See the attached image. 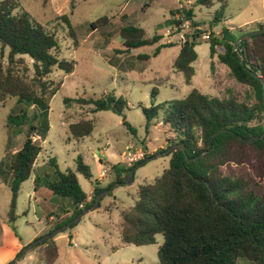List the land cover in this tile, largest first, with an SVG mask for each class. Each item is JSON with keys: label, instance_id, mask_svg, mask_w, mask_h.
<instances>
[{"label": "trees", "instance_id": "16d2710c", "mask_svg": "<svg viewBox=\"0 0 264 264\" xmlns=\"http://www.w3.org/2000/svg\"><path fill=\"white\" fill-rule=\"evenodd\" d=\"M215 4L218 8L208 23L210 58L216 55L238 84L251 89L255 103L219 99L192 89L182 99L142 109L146 131L159 121L173 137L167 148L179 144L185 148L184 153L169 154L168 168L151 183L139 185L133 205L120 212V241L124 245L146 246L154 243L156 235L162 236L156 252L157 264H237L239 259L264 264V33L247 36L240 43L237 40L245 33L242 31L236 36L223 30L221 39L215 38L211 28L223 20L225 0H196L178 10L181 20L174 23L189 20L194 26L191 28H196L193 8H211ZM59 19L73 37L69 18L63 15ZM108 21L106 16L101 17L90 28L96 30ZM254 25L257 27L247 32L264 30V25ZM190 31L172 66L183 75L186 84L193 77L192 64L197 59L194 47L198 36L191 38ZM118 36L122 53L127 54L161 40L158 35L148 38L143 29L130 25L122 26ZM171 46L159 45L153 55ZM217 46L223 49L221 54L217 53ZM0 48V104L14 98L17 106V112L7 116L5 128L8 133L24 134L21 148L9 154L5 170H1L0 163V184L4 179L11 195L6 221L14 223L20 186L31 176L41 151L33 137L43 140L47 133L48 102L62 84L54 82L51 75L54 70L71 74L74 62L59 57L55 34L37 24L18 0H0ZM137 58L146 60L148 56ZM71 103L88 106L91 113L112 111L121 115L127 108L123 99L111 95L63 100L66 107ZM123 125L135 134L126 122ZM67 130L71 139L78 141L90 136L93 125L90 120H81L69 124ZM216 132L219 133L211 139ZM141 145L144 158L131 166L103 163L112 178L102 187L92 181L89 167L81 157L76 158L74 170L65 172L58 171L50 159L55 175L46 188L54 196L69 199L71 209L59 207L53 211L52 226L44 235L91 208L97 195L113 184L123 185L136 165L155 155L148 153L144 141ZM186 158L197 159L186 163ZM77 175L93 186L89 202ZM54 238L36 244L26 255L35 252L38 264H54L58 256Z\"/></svg>", "mask_w": 264, "mask_h": 264}, {"label": "rangeland", "instance_id": "374dc122", "mask_svg": "<svg viewBox=\"0 0 264 264\" xmlns=\"http://www.w3.org/2000/svg\"><path fill=\"white\" fill-rule=\"evenodd\" d=\"M18 1L20 7L37 24L55 34L59 44V57L74 62L71 74L65 75L54 70L51 75L54 82L62 84L48 102L49 129L43 140L36 137L35 141L41 148L36 159L38 175L47 183L52 181L55 175V168L49 163L50 159L55 161L58 171L65 172L74 170L75 160L79 156L89 167L92 181L98 180L99 173L104 171V180L109 179L110 182L108 170L99 164V160L117 163L119 154L125 151L129 142L144 141L148 151L155 150L151 154L165 151L173 138L172 134L159 121L146 131L142 109L182 99L192 89H198L210 97L234 98L250 105L255 103L253 91L238 84L216 55L210 58L209 43L201 39L203 33H210L208 23L218 4L211 8H193V22H196V28L201 31L195 41L197 59L192 64L193 77L190 83L186 84L183 75L175 72L172 67L181 45L178 42L179 34L173 33L168 38L166 35L174 17L179 14L178 10L191 6L196 0ZM225 1L227 7L222 22L211 28L215 38L221 39L223 30L238 36L239 31L246 33L255 29L257 25L254 24L264 25V0ZM63 15L69 18L73 37L69 36L67 26L59 19ZM104 16L109 18L108 23L91 30V24ZM124 25L139 27L144 30L146 37L158 35L161 40L154 46L132 50L128 54L122 53L124 49L118 31ZM167 39L173 46L161 48L154 56L153 53L159 45L168 44ZM216 50L218 54L223 52L219 46ZM4 53H7L6 49ZM138 55H146L148 59L140 60ZM107 95L126 102L127 108L121 115L112 111L91 113L88 106L81 107L71 103L66 107L63 104L64 99H99ZM16 112V99L10 98L4 105L0 104L1 170H5L9 164V154L17 152L24 141L23 133H8L5 128L7 116ZM81 120H90L93 131L90 136L76 141L71 139L67 128L69 124ZM123 122L135 130L134 135L129 133ZM138 149L139 147L135 150ZM168 163V156L153 158L135 169L133 181L122 186L114 187L113 184L102 192L103 196L96 208H89L72 229L55 236L58 256L54 264H157L156 252L163 242L162 236L156 235L154 243L146 246L124 245L120 241V212L133 205L137 187L151 183L159 177L168 168ZM77 180L82 191L89 193L91 182L80 175H77ZM5 183L2 179L0 212L7 208L9 201V190ZM30 188L31 183L24 182L23 196L19 197L17 206L18 212L28 209V212H36L37 217H40V212H52L58 207L71 208L69 199L52 195L45 185L38 187L42 190L39 192L42 195L47 192L48 196L36 197L41 203L40 206L33 204L27 194ZM49 196L54 199H49ZM26 221L38 227L32 214L27 218L19 215L15 223V226H19V231ZM26 254L14 264L23 260L26 264H38L35 252L31 253L34 259L29 257L31 254ZM237 264L252 263L239 259Z\"/></svg>", "mask_w": 264, "mask_h": 264}, {"label": "crops", "instance_id": "0c3cea01", "mask_svg": "<svg viewBox=\"0 0 264 264\" xmlns=\"http://www.w3.org/2000/svg\"><path fill=\"white\" fill-rule=\"evenodd\" d=\"M41 142H43V141H41ZM128 146H131L134 149L139 147L138 150H140L142 148V145L139 142L138 143L137 142H129L126 145V148ZM153 151H155V150H152V152ZM123 152L124 151H122L119 154L120 158H119L117 163H112L109 160L100 159L99 164L102 166H104L103 163L104 164L105 163H108V164H119V163L124 164L122 157H121V154ZM152 152L148 151L149 154H151ZM104 167H106V166H104ZM106 170H108L107 167H106ZM38 171H39V167L35 161L34 166H33V172L31 174V176L29 177V179L27 180L31 183L30 191L27 194H28L29 201H31L33 204L40 206L41 203L38 202L36 197H38V196L47 197L48 194H47V192H45V194L42 195L39 192V191L42 192V190H40L38 187H40L42 185L46 186L47 181L41 180V177H39V175H38L39 174ZM101 172L99 173L98 180H96V181H98L99 186L102 187L109 182V179L104 180L105 176L100 177ZM109 177L112 178L110 175H108V178ZM5 185L8 188L7 182L5 183ZM23 185H24V183H22L20 186L19 194H18V197L16 200L15 214H16L17 218L14 221V223H8L6 221V215L8 212L9 203H10V196H11L10 191H9L8 206L3 212H0V264H8L11 261H15L17 254L20 253L30 243H32L33 241H35L36 239H38L39 237L44 235L50 229V227L52 226V223H53V217L51 216L53 211L52 212H40V217H37L36 212H28V209H24L23 211L18 212L19 210H18L17 206L19 203V197L23 196ZM119 186H122V185H119ZM8 190H9V188H8ZM86 195H87V202H89L91 200L92 195H93V186L91 187V190L89 191V193H87ZM49 199L52 200L54 198L49 196ZM62 208H64L67 211H70V209H71V208L67 209L65 207H62ZM29 214H32L33 217L36 218V225L38 227L36 228V226H34L33 224L28 223L26 221V222H24V225H23L24 227L21 229V231H19V226H15V223H16L19 215L27 218ZM43 219H44V222H43ZM29 257H32L31 259H34L33 254H31ZM19 264H26V263L23 260Z\"/></svg>", "mask_w": 264, "mask_h": 264}, {"label": "water", "instance_id": "95a60500", "mask_svg": "<svg viewBox=\"0 0 264 264\" xmlns=\"http://www.w3.org/2000/svg\"><path fill=\"white\" fill-rule=\"evenodd\" d=\"M262 33H264V30L244 33V34H242V35L238 38L237 43H240V42H241L245 37H247V36H250V35H258V34H262ZM259 81L262 82L261 79H259ZM263 88H264V86H263ZM219 132H224V130H221V131H219ZM219 132H216L215 134H213V135L211 136V139H213V138H214ZM252 139H256V138H252ZM184 151H185L184 146L181 145V144H179V145H172V146L168 147L164 152L156 153L154 156H152V157H150V158H148V159L142 161V162L139 163L138 165H136V166H135V167L129 172L128 179H127V181H126L125 183H123V184H127V183H129L130 181H133V175H134V171H135V169H137L138 167L142 166V165H143L144 163H146L147 161H149V160H151V159H153V158H156V157H160V156H168V155L171 154V153H180V152L184 153ZM195 159H197V158H195ZM195 159H193V160H195ZM193 160H191V159H187V158L185 159L186 163H189V162H191V161H193ZM115 186H119V184H114V187H115ZM102 196H103V194H101V193L97 195V197H96V199H95V202H94V204H93V206H92L91 208H96V207L98 206L99 201H100V199H101ZM87 210H88V209H86L84 212H86ZM84 212H83V213H84ZM83 213H82V214H83ZM82 214H79V215H78L76 218H74L71 222H69V223L63 225L62 227H60V228L54 230V231L51 232L50 234L44 235V236H42V237L36 239V240L33 241L32 243H30L28 246H26V247H25V248L19 253V255L16 257V259H15L14 262H16L21 256H23L25 253H27V252H28L33 246H35L36 244H39V243L43 242L44 240H47V239L53 238V237H55L57 234H59V233L65 231V230H68L69 228H71L72 225L77 224V223L79 222L80 217L82 216Z\"/></svg>", "mask_w": 264, "mask_h": 264}, {"label": "built area", "instance_id": "2783aa9c", "mask_svg": "<svg viewBox=\"0 0 264 264\" xmlns=\"http://www.w3.org/2000/svg\"><path fill=\"white\" fill-rule=\"evenodd\" d=\"M179 20H181L180 15L177 14L172 21L171 28H170L169 32L167 33L166 38L173 35V33L174 34L178 33L179 34L178 42L180 44H183V43H185V40H186L185 35L189 30H191L189 33L191 35V38L193 36H198L200 34L201 30H199L198 28H195V29L191 28V22L189 20L182 21V23H180L178 25L176 23H174V21H179ZM185 30H186V32H185ZM209 34L210 33H205V34L203 33L201 35V39L205 40V41L209 40ZM166 42L168 44L171 43V41L169 39H167ZM36 139H37L36 137H33V141H36ZM121 157H122L123 163L126 166H131V165L135 164L136 162L142 160L144 158V154H143L142 150H135L133 147L128 146L125 149V151L121 154ZM104 176H105V172L102 171L100 174V177H104ZM79 207H81V205Z\"/></svg>", "mask_w": 264, "mask_h": 264}]
</instances>
